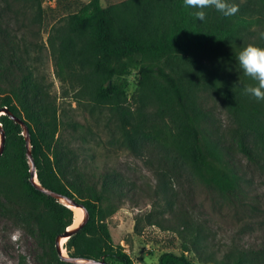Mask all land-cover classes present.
<instances>
[{
	"label": "trees",
	"instance_id": "1",
	"mask_svg": "<svg viewBox=\"0 0 264 264\" xmlns=\"http://www.w3.org/2000/svg\"><path fill=\"white\" fill-rule=\"evenodd\" d=\"M20 1L36 8V18L42 20L46 0ZM230 2L238 6L235 15L224 17L208 8L199 21L183 0H124L108 6L89 0L59 19L49 33L57 76L75 98L108 110L124 147L136 158L145 160L149 147L164 153L165 169L155 170L154 212L136 218L137 229L148 220L181 238V253L165 251L158 264H194L189 252L203 264H264V241L223 251L209 242L206 220L175 209L179 194L174 192L173 170H189L227 199L236 197L246 220L264 224L262 201L249 190L238 159L244 156L264 179V101L244 93L256 82L236 60L248 44L264 47V0ZM1 25L0 20V107L27 124L41 185L75 199L90 215L64 249L71 258L134 264L125 248L114 243L110 229L125 202L128 176L96 173L88 169L87 160L81 168L80 150L87 147V136H63L52 82L17 35L2 38L7 30ZM133 74L136 89L130 94ZM210 93L233 120L227 137L205 107ZM0 121L6 133L0 155V216L32 238L38 264H85L63 260L56 246L57 237L74 223L73 209L31 182L22 125L4 114ZM248 190L254 200H249ZM26 262L22 255L19 264Z\"/></svg>",
	"mask_w": 264,
	"mask_h": 264
},
{
	"label": "rangeland",
	"instance_id": "2",
	"mask_svg": "<svg viewBox=\"0 0 264 264\" xmlns=\"http://www.w3.org/2000/svg\"><path fill=\"white\" fill-rule=\"evenodd\" d=\"M88 1L46 0L43 3L42 20L38 21L36 8H27L20 0H0L1 26L7 30L1 36L4 38L14 33L26 43L29 55L40 72L46 75L48 82H52V92L57 96L61 113L63 136L71 140L74 132L82 136L79 140L84 139L83 134L87 136V147L80 150L81 168H84L83 161L87 160L88 169L96 173L107 170L111 174L119 172L128 176L130 186L124 187L127 190L125 202L111 219L114 243L125 248L134 264H158L159 256L165 251L181 253V238L177 232L162 229L148 220L142 221L137 229L136 218L154 212L151 197L157 182L155 170L165 169L162 163L164 153L145 148L146 159L140 160L125 148L119 137L115 117L108 110L94 108L86 100L78 101L67 84L60 81L48 43L52 26L63 16L78 11ZM121 1L124 0H102V4L108 6ZM129 82L128 90L132 94L136 89L135 74L129 76ZM205 107L213 118L215 116L220 134L227 137L233 120L222 101L210 93ZM238 159L239 168L246 174L249 190L252 189L258 197L256 199L262 201L264 211V179L244 156ZM173 172L174 192L179 194L176 211L179 214L201 216L206 220L205 226L209 231L206 234L215 248L223 251L236 247L252 248L264 241V224L261 226L253 220H246L236 205V197L227 199L216 189L202 183L189 170ZM248 197L254 200L250 194ZM63 252L67 253L66 250ZM22 255L27 259L26 264H38L37 247L32 238L10 220L0 216V264H19ZM188 256L194 264H203L195 252H189Z\"/></svg>",
	"mask_w": 264,
	"mask_h": 264
},
{
	"label": "clouds",
	"instance_id": "3",
	"mask_svg": "<svg viewBox=\"0 0 264 264\" xmlns=\"http://www.w3.org/2000/svg\"><path fill=\"white\" fill-rule=\"evenodd\" d=\"M183 2L190 10V14L199 21L205 19V9L208 8H214L224 17L233 16L238 12V6L230 0H183ZM236 60L243 73L256 82L245 87L244 93L256 101H264V47L248 44L237 53Z\"/></svg>",
	"mask_w": 264,
	"mask_h": 264
},
{
	"label": "water",
	"instance_id": "4",
	"mask_svg": "<svg viewBox=\"0 0 264 264\" xmlns=\"http://www.w3.org/2000/svg\"><path fill=\"white\" fill-rule=\"evenodd\" d=\"M8 115L10 116L12 119H14L15 121L19 122L23 129H24V135L26 137V145H27V155L29 158V162H30V166H31V182L40 190H42L43 192H45L48 195H51L55 198H57L61 203L65 204L66 206L70 207L71 209H73L72 207H82L85 210V217L83 220L79 221L78 224H76L75 226H70L68 227L65 232H63L62 234H60L57 239H56V246L58 249V252L61 255V258L63 260H67V261H72V262H81V263H85V264H108L107 262L103 261V260H93V259H85L82 258L84 261H81L80 259H76V258H71L68 253H63L64 250V245H62V239L66 238V241L72 237L74 234L78 233L83 227L84 225L88 222L89 220V212L88 210L84 207L83 204L79 203L78 201H76L75 199L68 197L66 195L60 194L58 192H55L51 189L45 188L41 185V183L38 180L37 177V173H36V167H35V163H34V159H33V155H32V145H31V137H30V133H29V129L27 124L25 123V121L18 117L17 115H15L14 113H12L7 107H0V115ZM0 155L3 153L4 151V147H5V141H6V133L5 130L3 128V125L0 121Z\"/></svg>",
	"mask_w": 264,
	"mask_h": 264
},
{
	"label": "bare ground",
	"instance_id": "5",
	"mask_svg": "<svg viewBox=\"0 0 264 264\" xmlns=\"http://www.w3.org/2000/svg\"><path fill=\"white\" fill-rule=\"evenodd\" d=\"M73 211H74V224L72 226H75L76 224H78L79 221L83 220L85 217V210L82 207H72ZM66 238L62 239V245L65 243ZM65 251V250H63ZM65 253V252H63ZM81 261H84L83 259H80Z\"/></svg>",
	"mask_w": 264,
	"mask_h": 264
}]
</instances>
